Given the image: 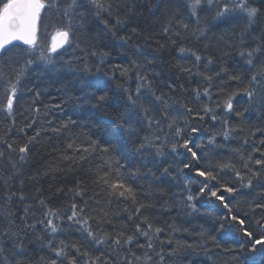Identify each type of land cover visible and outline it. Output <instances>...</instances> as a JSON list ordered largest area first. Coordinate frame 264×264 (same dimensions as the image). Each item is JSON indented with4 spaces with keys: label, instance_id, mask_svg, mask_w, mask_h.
<instances>
[{
    "label": "snow or ice",
    "instance_id": "snow-or-ice-1",
    "mask_svg": "<svg viewBox=\"0 0 264 264\" xmlns=\"http://www.w3.org/2000/svg\"><path fill=\"white\" fill-rule=\"evenodd\" d=\"M155 7L158 5L152 4L151 0L142 6L149 13ZM45 9H50L53 12L51 27L54 32L51 35L50 46H46L38 38L39 24L42 22L41 13ZM213 10L215 19L228 16L243 17L246 20V27L239 33L236 43L224 39L223 35L214 38L215 47L222 61L220 69L212 74L197 73V75L203 76V81L208 86L203 87L202 90L199 86L193 89L196 101H200L203 96L207 97L208 103H204L199 110H194L188 102L181 105L187 114L194 115L201 121L206 116H211L213 120L217 119L215 108H219L221 105L219 103L215 107L211 105L213 80L228 75V69L224 66L223 61L233 53L244 61L250 75L247 83H244L239 74L229 75L230 80L243 84V87L234 89L227 94L223 102L224 111L226 113L234 111L233 98L240 92L248 97L249 108L256 105L264 107V30L261 35L252 36L251 44L245 40L250 29L260 20L261 9L253 6V0H175V2H170L165 6V11L171 12L168 24L163 29L164 34H169L166 44L174 47L181 57H194V66L198 65L204 58L202 50L186 45L190 44L192 40L200 42L206 38L207 29L201 27L202 19H205L206 16L202 17L201 13ZM141 15H143V10H138L136 0H5L0 3V84L5 85L7 99L3 110L8 116H12L14 99L20 91V85L26 75L34 70V65L37 66L36 70H39V64L51 66L47 70H56V58L59 57L69 72L79 70L92 75L102 72L103 62L110 52L97 48L94 41L98 40L100 34L103 33L111 35L114 40L127 44L133 35L139 34L137 28L132 27L131 34L123 36L118 35V32L131 20ZM90 19L98 21L95 29L92 28ZM173 20L176 25L175 31L172 30ZM44 27L47 30L48 25ZM186 33L190 34L191 40L189 35H185ZM233 35L235 36V33ZM207 40L211 43L213 38L207 37ZM221 41H223L222 45ZM16 42L27 46L24 50V55L27 58L22 61L13 52V49L19 47ZM155 43L160 50L166 47V44L160 43L158 39ZM209 43L204 44L205 50L209 47ZM93 58H98L100 63H90ZM206 59L207 64L211 65L215 62L216 57L208 55ZM148 63L151 62L148 61ZM79 64H82L83 67L77 69L75 66ZM93 67L95 73L92 72ZM174 67H179L183 73L191 72V68L179 64ZM144 68L145 63L137 59H133L129 65L111 66L113 75L109 79H114V74L117 71L123 78L122 82L116 84V88L123 96L126 108L119 114L118 131L122 132L128 142L132 144L133 154L142 158L140 168L133 171L132 175H137L142 168L146 169L145 174L150 175L153 179H161L166 176L175 178L172 172L173 165L164 162V158L168 154L177 153L179 148L185 149L187 153H190L191 161L185 162L183 168L190 170L193 169L194 163H199L201 157L190 146L191 138H183V143H180L182 129L177 126V117L171 115L173 101L165 97L163 93L157 94L155 81L150 79L147 73L141 72V69ZM132 72H135V89L128 86L132 80L130 75ZM104 75L108 76V72H104ZM104 86L105 81L102 79L81 78L79 91L82 96L77 99L82 100L85 105L91 104L92 108H97L103 105L108 98L105 94H98ZM168 87L175 91L172 84H169ZM180 87L183 88V85ZM219 91L223 93L224 89L220 88ZM36 111L38 112L39 109ZM237 115L241 116L242 113L238 112ZM66 126L62 125V127ZM24 127H31V125L26 124ZM237 130L243 132L246 131V128L230 126L228 120L224 119L223 131L214 133L209 138L208 144L215 145L218 135H223L224 139L228 140ZM20 131L23 132L24 128H21ZM191 131L195 133L198 129L193 127ZM141 132L144 133L143 136L140 135ZM257 132H264V128H253L252 136H255ZM38 135L37 132L36 136ZM6 136L7 133L0 136V143H7V147L12 153H18V160L13 161L9 156L11 171L3 177V185L6 190L3 197L5 204L17 196V192L10 190L9 182L14 180L19 173L20 165L26 160L29 145L35 139L34 136H30L26 143L16 148L14 141L7 142ZM245 142L247 143V140ZM216 146L220 147V145ZM67 147L73 150V156H65L64 159H73L75 163L74 158L77 155L80 159H84V156L80 155L81 152L88 153L95 150L96 141L93 140L87 147H83L73 140L68 143ZM201 147L200 144L195 145L197 149ZM235 151L239 152L238 149ZM257 151L260 152L261 158L254 159L250 153L247 159H244L241 155L244 174L231 162H218L215 166L208 164L204 168L194 167L195 177L204 179L203 181L186 180L185 189H188L191 184L199 182L202 184L199 193L204 194L210 187L207 182L218 181L219 173L216 172V168H219L234 172L236 181L242 187L252 189L258 186L257 196L264 197V139L260 141L259 145L253 143L252 152ZM102 153L101 159L108 170L100 175L101 166H97V179L94 183L106 186L110 190L109 196L131 201L132 207L126 206L123 209L128 213L127 222L117 225L112 217L119 213H110L104 208H100L97 215H88L89 212H97V209L89 206V200L99 203L95 200V195L89 197V200H84L81 205L73 202L69 215L60 208L51 207L47 200L39 195L41 190L36 188L32 199L43 209L41 218L29 222V216L35 217L36 215L32 211L31 203L24 206L23 215L19 216L10 209L0 210V218H2L0 219V264H171V258L178 257L196 247H201L207 253L208 250L200 244L175 241L173 246L174 242L170 233L167 239L161 240L160 234L164 232V229L155 226L154 222L142 211L154 205L137 199L134 189L127 184L120 171L123 165H120L119 161L111 155V149L105 147L102 149ZM3 157L4 153L0 151V159ZM177 171L179 172L180 169ZM157 172H159V176H157ZM81 184L82 182L77 180L76 185L68 189L73 193L74 198H83L85 195L86 190L81 187ZM23 185L24 182L21 180V189H23ZM221 189L226 193H233L237 189L230 184H221L220 188L209 193L231 212L223 194H218ZM160 192L161 195L165 194L163 189H160ZM18 196L21 202L28 199L22 190ZM195 198L192 194H188L186 200L191 202ZM185 206L191 208L193 212L196 211L193 204L189 203ZM255 207L264 208V203H256ZM231 219L241 226L239 231H242L243 236L247 238L244 243L239 244L237 254L232 256V264H264V223L261 220L256 221L260 229L258 235L243 227L245 224L243 219H239L235 215H232ZM261 219L264 220V217ZM38 225L43 226L39 231H37ZM73 227L80 233V238L76 240L60 238L61 233H67ZM221 228H223V224H221ZM171 231H176V229L173 228ZM30 236L31 238H29ZM141 237L144 240L143 243L140 242ZM28 245H35L36 250L40 253L47 250L51 255L41 254L34 258ZM165 246H167V251Z\"/></svg>",
    "mask_w": 264,
    "mask_h": 264
},
{
    "label": "trees",
    "instance_id": "trees-1",
    "mask_svg": "<svg viewBox=\"0 0 264 264\" xmlns=\"http://www.w3.org/2000/svg\"><path fill=\"white\" fill-rule=\"evenodd\" d=\"M2 2L5 0H0V3ZM148 2L149 0H136L137 8L143 10V15L134 18L127 26L119 30L118 35L123 36L131 34L132 27L137 28L139 34L133 35L127 44L114 40L111 35L103 33L100 34L98 40L94 41L97 48L110 52L103 62L102 72L95 73L94 67L92 72L95 75L82 73L79 70L69 72L59 57L56 58V70H47L51 66L43 64H39V70H36L37 66L34 65V70L26 75L20 85V91L14 99L12 116H8L3 110L7 99L5 85L0 84V136L7 133L5 139L8 143L14 141L16 148L26 143L28 137H35L29 145L26 160L20 165L19 173L14 180L9 182L10 190L17 192V196L7 204L3 198L6 191L3 177L11 171L9 156L13 161H16L18 153H12L8 149L7 143H0V151L4 153V157L0 159V210L10 209L19 216L23 215L24 206L31 203L32 211L36 215L35 217L29 216V222L41 218L43 209L32 199L36 188H39L41 190L39 195L45 198L51 207L60 208L66 214H71L73 202L81 205L84 200H89V197L95 195V200L99 203L89 200V206L97 209V212H89L88 215H97L99 209L104 208L110 213H119L112 217L117 225L127 222L128 213L123 209L126 206L132 207L131 201L109 196L110 190L106 186L94 183L97 179V166H101L100 175L108 170L101 156L103 155L102 149L109 147L111 155L119 161L120 165H123L120 171L127 184L134 189L137 199L154 205L142 211L154 222L155 226L164 229V232L160 234V239H167L170 233L174 242L173 246L175 241H181L200 244L208 250L205 253L201 247L190 249L178 257L171 258V264H232V256L237 254L239 244L244 243L247 238L243 236L242 231H239L241 226L233 221L231 216L235 215L239 219H243L245 221L243 227L258 235L260 229L256 221L261 220L264 223V220L261 219L264 217V208L255 207L256 203H264V197L257 196L258 186L252 189L242 187L236 181L234 172L219 168H216V172L219 173L218 181L207 182L210 187L204 194L199 193L201 183H193L188 189H185L184 183L191 179L203 181V177H195L194 167L204 168L208 164L215 166L218 162H231L244 174L241 155L244 159H247L250 153L254 159L261 158L260 152H252V148L253 143L259 145L260 141L264 139V132H257L255 136H252L251 130L255 127L264 128V107L256 105L249 108L248 97L240 92L233 98L234 111L231 113L224 111L223 102L227 94L234 89L243 87V84L230 80L229 75L234 73L241 75L244 83H247L250 75L244 61L235 53L223 61L224 66L228 69V75L213 80L211 105L213 107L217 103L221 105V107L215 108L216 120H213L211 116H206L201 121L194 115L187 114L181 105L188 102L194 110H199L204 103H208L207 97L202 96L200 101L194 99L193 89L199 86L202 90L203 87L208 86L203 81V76L197 75V73L212 74L219 71L222 61L215 47L214 38L223 35L224 39L236 43L239 33L246 27V20L241 16L215 19L214 10L202 12L201 16H206L201 22V27L207 29L206 38L200 42L192 40L190 44L186 45L202 50L204 58L194 66V57H181L174 47L166 44L169 34H164L163 29L168 24L171 12H166L165 6L175 0H151L152 4L158 5L151 13L142 8ZM253 6L260 8L261 13L257 25H254L249 34L245 36V40L249 44L252 43V36L261 35L264 30V0H253ZM41 16L42 22L39 24L38 38L46 46H50L51 35L54 32L51 27L53 12L50 9H45L42 10ZM90 24L95 29L98 21L90 19ZM45 25H48L47 30H45ZM175 29L176 25L173 20L172 30L175 31ZM185 35H189V39H192L190 34L186 33ZM207 37L213 38L211 43ZM157 39L160 43L166 44L163 50L158 49L155 43ZM205 43H209L206 50L204 49ZM220 43L222 45L223 41ZM18 45L19 47L13 49V52L22 61L27 58L24 55L27 46ZM208 55L216 57L215 62L211 65L207 64L206 57ZM133 59L145 63V68L141 69V72L147 73L149 78L155 81L157 94L163 93L165 97L173 101L171 115L177 117V126L182 129L180 143H183V138H191L190 146L201 157L199 163H194L193 169L190 170L183 168L185 162L191 161V155L185 149L179 148L177 153L168 154L164 158V162L173 165L172 172L175 178L166 176L161 179H153L150 175H146V169L142 168L137 175H132L133 171L140 168L142 158L133 154L132 144L128 142L122 132L118 131L119 114L126 108L123 96L116 88V84L122 82L123 78L119 71L115 72L114 79H109V77L113 75L111 66L129 65ZM90 63L98 64L100 61L98 58H93ZM177 64L191 68V72H181L179 67H174ZM75 67L79 69L83 65L79 64ZM104 72H108V76H105ZM130 75L132 80L128 86L135 89V72ZM81 78L93 80L99 78L105 81L104 88L98 93L108 97L103 105L92 108L91 104L85 105L82 100L77 99L82 96L79 91ZM169 84L174 86L175 91L169 89ZM180 85H183V88ZM220 88L224 89L223 93L219 91ZM36 109L39 111L37 112ZM246 109L248 110L246 111ZM238 112L242 115L238 116ZM224 119L228 120L230 126H243L246 131L237 130L228 140H225L223 135H218L215 145H209V138L214 133L223 131ZM73 121L74 123H72ZM26 124H30L31 127H24ZM62 125L67 126L62 127ZM193 127L198 131L193 133L191 131ZM21 128H24L23 132L20 131ZM37 132L38 136H36ZM140 135L143 136L144 133L141 132ZM73 140L83 147H87L94 140L96 148L88 153L81 152L80 155H83L84 159H80L79 155L75 156L74 163L73 159H64L65 156H73V150L67 147L68 143ZM196 144H200L202 147L197 149L195 148ZM216 145H220V147ZM236 149L239 152L235 151ZM177 169L180 171L178 172ZM157 176H159V172H157ZM21 180L24 182L23 189L20 187ZM77 180L82 182L81 187L86 190L83 198H74L73 193L68 191L69 188L76 185ZM221 184H230L237 189L233 193H226L221 189L218 193L223 194L231 212H229V208L224 207L223 203L209 194L210 191L220 188ZM60 189L62 191H59ZM160 189H163L164 195H161ZM21 190L28 197L23 202L19 200L18 196ZM188 194H192L196 198L189 202L186 200ZM189 203L195 206L196 211L193 212L191 208L185 206ZM17 222L19 223V221ZM221 224H223V228H221ZM42 227V225H38L37 231ZM173 228L176 231H171ZM60 238L76 240L80 238V233L73 227L67 233H61ZM140 242H144L142 237ZM28 247L33 252L34 258L41 254L51 255L47 250L40 253L36 250L35 245H28ZM165 250L167 251V246H165Z\"/></svg>",
    "mask_w": 264,
    "mask_h": 264
},
{
    "label": "water",
    "instance_id": "water-1",
    "mask_svg": "<svg viewBox=\"0 0 264 264\" xmlns=\"http://www.w3.org/2000/svg\"><path fill=\"white\" fill-rule=\"evenodd\" d=\"M17 44H19V42H16Z\"/></svg>",
    "mask_w": 264,
    "mask_h": 264
},
{
    "label": "rangeland",
    "instance_id": "rangeland-1",
    "mask_svg": "<svg viewBox=\"0 0 264 264\" xmlns=\"http://www.w3.org/2000/svg\"><path fill=\"white\" fill-rule=\"evenodd\" d=\"M50 44H51V42H50Z\"/></svg>",
    "mask_w": 264,
    "mask_h": 264
}]
</instances>
